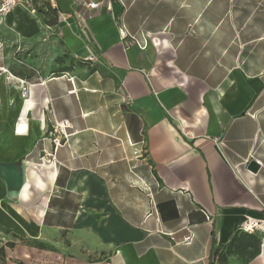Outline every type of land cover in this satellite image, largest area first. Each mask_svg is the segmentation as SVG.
Returning a JSON list of instances; mask_svg holds the SVG:
<instances>
[{
    "label": "crops",
    "instance_id": "0c3cea01",
    "mask_svg": "<svg viewBox=\"0 0 264 264\" xmlns=\"http://www.w3.org/2000/svg\"><path fill=\"white\" fill-rule=\"evenodd\" d=\"M111 5L79 20L78 0H57L58 9L32 15L18 6L3 19L22 40H48L68 56L54 67L60 76L29 83L26 102L9 75L10 92H0L7 100L18 90L26 106V118L9 106L0 131L17 125L23 153L0 162L45 152L56 170L53 185L38 180V220L5 209L0 178V239L28 241L6 248V263L27 264L42 252L48 264H210L252 224L260 255L226 264H264V0ZM42 10L56 13L53 24ZM53 116L71 124L58 149ZM55 186L61 195L45 197ZM18 194L30 202L28 188Z\"/></svg>",
    "mask_w": 264,
    "mask_h": 264
},
{
    "label": "rangeland",
    "instance_id": "374dc122",
    "mask_svg": "<svg viewBox=\"0 0 264 264\" xmlns=\"http://www.w3.org/2000/svg\"><path fill=\"white\" fill-rule=\"evenodd\" d=\"M3 19H0V66H6L0 67V92L3 89L6 90L5 92L7 93L10 92L11 88L7 84V75H9L10 72H12L17 77L20 76L30 84L39 83L44 77L51 79V77L60 76V73H58L59 71H56L54 67L57 64H66L68 56H58L56 54V47H54L53 44L48 40H44L36 44L22 40L20 36H18L16 30L5 24V20ZM3 69H5L7 72L3 71ZM13 90L16 91V93H14L15 96H9L7 100L0 99L1 119H4L8 116L7 110L9 106H14L19 112L21 110V114L18 118H26L22 115V110L26 108V106L23 107L24 101H20L16 96L19 91L16 89ZM6 120L7 119H4V122L1 123L0 131L5 129V127L9 124V122ZM46 121L48 124V119ZM38 122L41 123V121ZM16 126H10L11 130L9 132H0V159L14 158V156L11 155L13 154L11 152L17 149H19L20 153H23L21 152V146L24 143V137L19 138L16 136L19 134L18 128L15 132L16 135L14 134ZM30 129H32L31 123L29 125V133L32 132ZM7 153H9V155H7ZM44 155L45 152L43 153V156L38 158V160L33 159L34 161L30 159L31 155H28L21 163V165L23 164L25 168H27L24 192L27 191L28 188V192H30V194L25 199H30V202H24V200L21 199V195L13 196L8 193L7 197L4 199L6 205L3 204L5 205V209H16L22 212L24 211V213L30 215L32 219H39V214L43 210L44 205L42 194L38 189V180L42 178L44 181H46V183L50 182L52 173L54 171L52 168L48 167L50 166V163L44 159ZM18 157L21 156L18 154L16 158ZM30 163H32V165ZM35 178L38 179L36 180ZM51 183L52 185L54 184L52 181ZM60 193H62V191L55 186L54 189L48 190V192L45 194V197H48L49 195H61ZM255 231V233L259 234L257 230ZM0 242L2 243V246L8 242H15V247H23L25 243H28V241L23 243L10 234L8 237L1 236ZM15 247L9 249L14 250L16 249ZM75 254H79L77 249H75ZM233 257L239 256H229L228 262ZM24 260L27 264H48L46 260V254L42 252L39 253L37 257H33V259H30L29 256Z\"/></svg>",
    "mask_w": 264,
    "mask_h": 264
},
{
    "label": "built area",
    "instance_id": "2783aa9c",
    "mask_svg": "<svg viewBox=\"0 0 264 264\" xmlns=\"http://www.w3.org/2000/svg\"><path fill=\"white\" fill-rule=\"evenodd\" d=\"M78 3L80 6H83V10H81L79 13H77V18L79 20H83L85 18L86 13L88 12L91 14L92 12L97 11L102 6L107 7L109 11L112 10L111 0H99L97 2H92L89 0H78ZM18 6H22L26 8L32 15H39L40 14V8L42 6L44 7H50L51 9H58L57 7V0H0V19L5 18L8 14L13 12L15 9H17ZM121 36L123 38H129V34L126 29L124 31H121ZM134 38V37H133ZM97 61V57L95 55H91L87 62L94 64ZM10 77H12L15 81L19 83L20 93L21 97L23 99H27L30 92V84L24 80V79H18L12 74H9ZM72 83H74V78L69 79ZM53 113V111H51ZM53 133H59L62 136H56L53 139L55 149H58V147L62 146V139L65 138L66 140L69 139V135H67L66 130L71 126L69 120L59 123L57 119L53 116ZM242 230L246 233H252L255 231V227L252 224H245L242 227ZM191 240L187 238L186 243H190Z\"/></svg>",
    "mask_w": 264,
    "mask_h": 264
},
{
    "label": "trees",
    "instance_id": "16d2710c",
    "mask_svg": "<svg viewBox=\"0 0 264 264\" xmlns=\"http://www.w3.org/2000/svg\"><path fill=\"white\" fill-rule=\"evenodd\" d=\"M40 11V10H39ZM41 13L47 16L46 19L50 20L48 23L54 22L53 19L55 16V12L53 10H49V12H44L43 10ZM20 161L18 164H21ZM15 238L20 240L21 242H26L27 240L20 239L17 235H14ZM28 244V243H25ZM15 242H8L4 246L0 247V264H7L6 263V248H14ZM43 248V246H41ZM39 247V248H41ZM262 247V241L258 233H246L243 230L237 231L233 238L231 239L230 243L227 245L221 246L214 255V260L210 264H215L217 262L221 264L228 263V257L237 255L246 259L247 261L257 258L260 255Z\"/></svg>",
    "mask_w": 264,
    "mask_h": 264
},
{
    "label": "water",
    "instance_id": "95a60500",
    "mask_svg": "<svg viewBox=\"0 0 264 264\" xmlns=\"http://www.w3.org/2000/svg\"><path fill=\"white\" fill-rule=\"evenodd\" d=\"M248 168L252 172L257 173L261 166L257 161L250 160ZM26 171L27 168L23 164L0 162V178L7 185L9 194L17 196L20 195L18 192L23 191L26 185Z\"/></svg>",
    "mask_w": 264,
    "mask_h": 264
},
{
    "label": "bare ground",
    "instance_id": "6f19581e",
    "mask_svg": "<svg viewBox=\"0 0 264 264\" xmlns=\"http://www.w3.org/2000/svg\"><path fill=\"white\" fill-rule=\"evenodd\" d=\"M3 71L7 72L5 69H3ZM3 71H2V72H3ZM26 101H27V99L25 100V102H26ZM31 168H32V166H31ZM35 170H36V169H35ZM31 171H32V169H31ZM55 171H56V170H55ZM55 171H54V174L52 173V174H53V175H52V180H51L52 182L54 181L55 176H56ZM36 172H37V171H36ZM35 174H36V173H35ZM21 192H22V191H21ZM18 193H19V192H18ZM258 226H259V225H258Z\"/></svg>",
    "mask_w": 264,
    "mask_h": 264
}]
</instances>
